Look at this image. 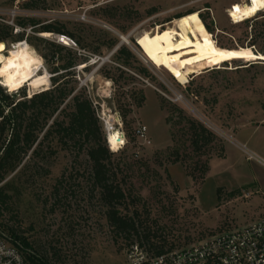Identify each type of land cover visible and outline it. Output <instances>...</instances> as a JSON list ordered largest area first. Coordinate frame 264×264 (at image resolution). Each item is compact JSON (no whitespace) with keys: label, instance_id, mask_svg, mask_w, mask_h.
I'll return each instance as SVG.
<instances>
[{"label":"rangeland","instance_id":"obj_1","mask_svg":"<svg viewBox=\"0 0 264 264\" xmlns=\"http://www.w3.org/2000/svg\"><path fill=\"white\" fill-rule=\"evenodd\" d=\"M243 1L0 0V30L4 26L10 30L5 44L0 41V51L9 55L14 49L22 59L45 55L49 73L53 66L76 57L79 64L74 74L63 78L67 88H76L61 109L82 90L93 102L105 138L103 119L120 118L126 141L114 152L113 162L120 165L117 179L128 196L123 213L137 214L139 233L148 234L150 244L185 247L264 215V130L258 129L264 126V61L246 52H251L246 46L252 43L257 52L264 50V9L255 15L258 21L251 22L254 29L251 24H237L228 10ZM13 10L18 13L14 20ZM200 14L213 28L212 34ZM180 15L197 27L195 15L205 37L211 34L208 39L230 46L225 48L229 52L246 53L180 55L166 60L167 72L140 57L122 39L128 36L141 53L136 39L143 31L152 32L166 23L173 26ZM11 21L20 31L15 32ZM46 25L73 32L86 48L65 46L67 50L57 52L41 40L55 42L58 34L43 32ZM254 36L255 41L251 40ZM116 39L134 53L129 65L123 63L125 56L117 59L115 47L110 48ZM97 48L100 52L93 53ZM192 58L196 59L188 61ZM81 63L86 66L79 68ZM191 65L196 68L185 70ZM2 82L0 78V93L16 94L17 99L51 88V84L39 89L25 84L11 91ZM142 95L145 98L139 106ZM167 102L178 104L187 116L204 123L225 145L224 158L213 152L204 179L191 170L190 160L170 161L172 130L163 107ZM70 104L48 124L66 118ZM143 125L150 143L137 135ZM40 150L38 155L32 150L25 154L0 183L10 196L0 209V233L11 237L14 229L50 264H128L130 241L117 238L108 225L106 209L88 180L87 155L81 152L76 157L77 146L64 148L55 134L43 141ZM246 151L255 157L248 159Z\"/></svg>","mask_w":264,"mask_h":264},{"label":"trees","instance_id":"obj_2","mask_svg":"<svg viewBox=\"0 0 264 264\" xmlns=\"http://www.w3.org/2000/svg\"><path fill=\"white\" fill-rule=\"evenodd\" d=\"M181 16L183 15L178 17ZM200 17L205 24V29L212 34L213 28L205 21L201 14ZM255 17L237 22V24H251L252 29H254V25L251 22L258 21ZM193 20L197 24V27L192 23L189 24L194 33L196 35L202 34V36H207L195 15L193 16ZM43 29H45L43 32H56L69 36L80 48H86L83 40L76 38L73 32L53 25L43 26ZM9 35V27L4 26L0 30V41H5ZM256 38L257 36H254L251 40L255 41ZM41 40L47 42L50 46H54L57 52L67 50L65 46L57 42ZM118 41V39L114 40L110 44V48H116ZM254 45L255 43L246 46L247 49L251 50L250 53L254 55L264 54V50L262 52L254 50L252 48ZM219 46L224 49L230 48V46L226 47V45L221 44ZM93 51H95L93 53H99L100 49L97 48ZM116 54L118 55L117 59L125 56L123 63L126 65H129L128 58L134 56L132 50L124 45L116 49ZM42 58L46 64L48 62L47 56L42 55ZM78 64L79 62L74 57L50 68L51 88L36 92L27 99H17L16 94L0 93V183L9 172L16 170L22 163L25 154L32 150V154L38 155L43 141L55 134L64 148L69 149L72 147V144L77 146L76 157L81 152L87 155L90 163L88 180L92 183V191L97 193L99 201H101L106 209V219L108 225L113 229L115 236L130 241V244L138 242L145 245L146 243L149 250H154L155 253H162L165 249L164 245L150 244V236L148 234L141 236L139 233L137 214L129 215L123 213V210L128 207V196L121 182L117 179L120 165L113 162L114 152L109 149L92 100L82 90H78L70 99L72 110L66 113V118L62 120L55 118L51 124H48L55 113H64V109L70 103H67L65 108L61 109V106L76 88L74 86L67 88L63 84V78L74 74L72 71ZM188 67L185 70L196 68L195 65ZM139 71L145 76L148 75L146 68H141ZM0 89H3L1 85ZM144 98V95H142L139 106H141ZM163 107L167 108L168 115L166 121L172 130V145L168 148L171 163L184 162L188 159L192 163L191 170L197 171L200 178L204 179L210 170L209 161L213 154L215 153L217 157H225V145L223 141L204 123L187 116L184 109L178 104L167 102L166 105L163 104ZM7 108L8 111L6 112ZM41 133L43 135L40 138ZM182 149L185 151L184 156L181 154ZM188 174L195 178L190 172ZM218 191H220V188ZM9 199L10 196L5 192V188L0 187V209L7 204ZM11 231L12 236L8 237L10 242L23 253L28 264H50L47 256L36 253L30 242L19 236L14 229ZM28 249L34 252L30 253Z\"/></svg>","mask_w":264,"mask_h":264},{"label":"built area","instance_id":"obj_3","mask_svg":"<svg viewBox=\"0 0 264 264\" xmlns=\"http://www.w3.org/2000/svg\"><path fill=\"white\" fill-rule=\"evenodd\" d=\"M17 14V11L13 10L12 20ZM9 23L15 27V32L20 31L13 21ZM54 41L67 47L77 48L76 42L66 35L55 34ZM103 122L109 149H111L109 129L121 133V143L115 152L119 151L126 141L120 118L103 119ZM137 135L142 141L150 143L146 126L137 128ZM246 153L248 159L255 157L251 151ZM126 258L128 264H264V215L241 227L212 234L188 246L165 248L162 253H155L146 245L135 242L129 245ZM0 264H28L18 247L2 233H0Z\"/></svg>","mask_w":264,"mask_h":264},{"label":"bare ground","instance_id":"obj_4","mask_svg":"<svg viewBox=\"0 0 264 264\" xmlns=\"http://www.w3.org/2000/svg\"><path fill=\"white\" fill-rule=\"evenodd\" d=\"M251 9L255 10L249 11ZM263 9L264 0H256V3H253V0H245L240 5L229 8L228 12L232 21L237 23L254 17ZM246 12H248L247 15H245ZM172 20L174 19L172 18ZM172 24L174 25L168 23L160 25L152 32L143 31L136 39L141 53L130 44L128 36H122V39L140 57H144L155 66L166 69L167 72H169V66L166 60H174L180 55L245 53L242 50L229 52L219 46L215 40H209L211 34L208 37L196 35L188 22L187 16L175 18ZM1 42L5 44L4 41ZM246 52L252 55L253 59L258 58L264 61V54L254 55L249 51ZM85 66V64H82L79 68ZM50 77L51 74L46 69L42 56L36 55L22 59L14 49L9 50V55H5L3 51H0V78L3 79L4 85L11 91L17 90L25 84H28L32 89L48 87L51 84ZM120 134L115 129H109L108 138L111 151L115 152L119 147L121 143Z\"/></svg>","mask_w":264,"mask_h":264},{"label":"snow or ice","instance_id":"obj_5","mask_svg":"<svg viewBox=\"0 0 264 264\" xmlns=\"http://www.w3.org/2000/svg\"><path fill=\"white\" fill-rule=\"evenodd\" d=\"M253 3H256V0H253ZM255 9H251V10H249V11H254ZM248 14V12H246L245 13V15H247Z\"/></svg>","mask_w":264,"mask_h":264},{"label":"crops","instance_id":"obj_6","mask_svg":"<svg viewBox=\"0 0 264 264\" xmlns=\"http://www.w3.org/2000/svg\"><path fill=\"white\" fill-rule=\"evenodd\" d=\"M258 129H263L264 130V126L258 127ZM257 130V129H256ZM255 147V146H254Z\"/></svg>","mask_w":264,"mask_h":264},{"label":"water","instance_id":"obj_7","mask_svg":"<svg viewBox=\"0 0 264 264\" xmlns=\"http://www.w3.org/2000/svg\"><path fill=\"white\" fill-rule=\"evenodd\" d=\"M136 43H137V42H136ZM119 46H120V45H118V47H119ZM118 47H117V48H118ZM117 48H115V50H116ZM135 49H136V47H135ZM115 50H114V51H115Z\"/></svg>","mask_w":264,"mask_h":264}]
</instances>
